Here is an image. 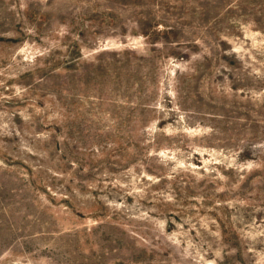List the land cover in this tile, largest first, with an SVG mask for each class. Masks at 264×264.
<instances>
[{"label": "rangeland", "instance_id": "1", "mask_svg": "<svg viewBox=\"0 0 264 264\" xmlns=\"http://www.w3.org/2000/svg\"><path fill=\"white\" fill-rule=\"evenodd\" d=\"M0 264H264V0H0Z\"/></svg>", "mask_w": 264, "mask_h": 264}]
</instances>
